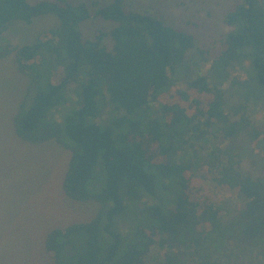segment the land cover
I'll list each match as a JSON object with an SVG mask.
<instances>
[{"label":"trees","instance_id":"16d2710c","mask_svg":"<svg viewBox=\"0 0 264 264\" xmlns=\"http://www.w3.org/2000/svg\"><path fill=\"white\" fill-rule=\"evenodd\" d=\"M123 1L0 0V57H11L28 78L29 100L13 116L14 131L29 143L65 147L63 192L99 204L90 219L47 231L45 251L53 264H264V178L240 171L239 153L214 143L215 136L229 143L244 133L264 148V132L243 109L248 102L264 105L261 0H238L229 9L230 30L213 48L209 69L185 87L171 73L194 37L124 9ZM46 14L58 26L31 43H1L10 23ZM93 15L115 25L84 38L81 23ZM225 82L242 90L237 108L227 107ZM104 91L122 110L110 124L93 120ZM69 102L68 110L75 109L56 120L59 105ZM222 193L242 204L226 222L231 199ZM122 196L146 204L125 237L113 228L125 207Z\"/></svg>","mask_w":264,"mask_h":264},{"label":"rangeland","instance_id":"374dc122","mask_svg":"<svg viewBox=\"0 0 264 264\" xmlns=\"http://www.w3.org/2000/svg\"><path fill=\"white\" fill-rule=\"evenodd\" d=\"M30 1L34 3L39 0ZM68 1H95L103 6L110 0ZM237 2L238 0H124L123 7L150 14L166 25L194 37V44L185 59L171 73L175 84L185 87L199 71L205 73L209 69L213 48L221 47V38L230 30V26L224 23V17ZM261 2L264 6V0ZM114 25V22L93 15L81 23V31L84 38H94L98 31L108 32ZM56 26L58 20L52 14L38 16L31 23L14 21L3 32L1 43H31L40 31ZM107 40L105 37L104 42ZM207 48L210 53L206 52ZM199 49L206 53L201 55ZM202 56L206 57L205 61L201 60ZM235 73L243 76L240 70L233 69L232 75ZM223 87L228 108L234 109L242 105L241 88L229 85L228 82ZM27 89L28 78L18 71L12 58L0 57V264H53L43 244L47 231L53 227H64L71 222L86 221L99 208L95 201L72 200L63 192L62 179L69 160V151L65 147L53 140L40 144L29 143L16 135L12 119L21 103L29 100ZM67 103L68 101L65 104ZM259 103L258 101L254 105L248 102L243 104V109L251 123L264 132V105H258ZM98 105L101 109H98V116L93 118L97 122L110 124L112 117L122 114V110L115 108L110 102L105 91ZM59 106L61 109L56 114L58 121L75 109L73 107L68 110L70 102L67 106ZM232 118H239V115H233ZM214 143L221 147L229 144L239 153L240 171L250 173L255 178H264V148L253 145L246 134H240L229 143L218 135L215 136ZM206 146L205 143L202 144V148ZM222 196L225 200L231 199L222 213L226 222V216L231 214V210L236 212L242 204L241 199L231 198V193H222ZM122 197L125 207L114 219L113 228L121 237H125L128 227L140 218L138 210L145 208L146 204L143 200L140 203ZM144 217L149 221V217L143 213L142 218ZM226 253L230 254L231 249L224 255Z\"/></svg>","mask_w":264,"mask_h":264}]
</instances>
